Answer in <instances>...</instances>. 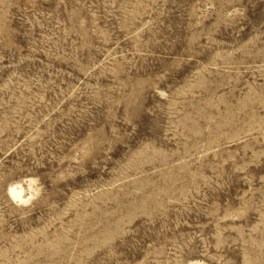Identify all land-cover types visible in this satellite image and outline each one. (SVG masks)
I'll use <instances>...</instances> for the list:
<instances>
[{"label":"rangeland","instance_id":"obj_1","mask_svg":"<svg viewBox=\"0 0 264 264\" xmlns=\"http://www.w3.org/2000/svg\"><path fill=\"white\" fill-rule=\"evenodd\" d=\"M0 264H264V0H0Z\"/></svg>","mask_w":264,"mask_h":264},{"label":"bare ground","instance_id":"obj_2","mask_svg":"<svg viewBox=\"0 0 264 264\" xmlns=\"http://www.w3.org/2000/svg\"><path fill=\"white\" fill-rule=\"evenodd\" d=\"M10 195L17 202L27 201V197L24 195V188L21 185H13L10 188Z\"/></svg>","mask_w":264,"mask_h":264}]
</instances>
